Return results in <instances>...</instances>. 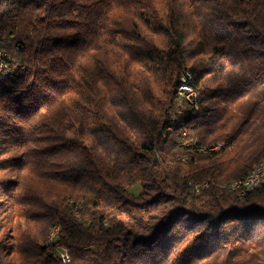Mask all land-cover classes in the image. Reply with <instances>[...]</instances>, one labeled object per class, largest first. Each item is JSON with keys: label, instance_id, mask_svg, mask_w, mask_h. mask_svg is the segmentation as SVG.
Wrapping results in <instances>:
<instances>
[{"label": "trees", "instance_id": "1", "mask_svg": "<svg viewBox=\"0 0 264 264\" xmlns=\"http://www.w3.org/2000/svg\"><path fill=\"white\" fill-rule=\"evenodd\" d=\"M167 6L0 0V264H264V0Z\"/></svg>", "mask_w": 264, "mask_h": 264}, {"label": "rangeland", "instance_id": "2", "mask_svg": "<svg viewBox=\"0 0 264 264\" xmlns=\"http://www.w3.org/2000/svg\"><path fill=\"white\" fill-rule=\"evenodd\" d=\"M154 1L156 2V5L159 8L160 13L161 14H165L166 11L168 10V6H167L168 5V0H154ZM140 27H141L142 33L143 34H148L149 37L152 39V41L156 45H158L160 47L166 46V44H167V38H166V36L164 34H162V33H155L153 31H151L142 22H140ZM139 65H140L139 63H133L131 65V70H132V76L131 77L132 78L135 77L134 76L135 75V71H136V68L139 67ZM155 86H156V91L159 92V93H162V89H163V86H164L163 81H159L158 80L155 83ZM108 98H109V100H110V102L112 104L110 106L113 109V111H115L116 113L120 112V110H121L122 107L120 105V95L118 94V92L116 90L111 89L108 92ZM236 104H240V103H235V105L232 106V109L230 110V112H229V114L227 116V120H228L230 126H232L235 122H237L240 119V117H241V113H240L241 110H240L239 106H237ZM75 133H76V131H75ZM75 133H74V131H72L70 133V136L73 137ZM85 141L87 143H90V140L87 139V138L85 139ZM219 144H220V145H218L219 147L222 146V143H219ZM28 181H29V185L31 186L33 184L32 178L28 179ZM47 187H48V185H45V186L42 185V189H45V190L46 189H51V190H53V188H51V187H48L47 188ZM131 190L133 192H135V193H139L141 191V185H140V183H136L133 186H131ZM7 232H9V231H7ZM54 232H52V233H54ZM57 232L58 231H56L55 234H57ZM49 239L52 240L53 238L52 239L49 238ZM62 251H63V247H57V248L54 249V252H55L56 255H59Z\"/></svg>", "mask_w": 264, "mask_h": 264}, {"label": "built area", "instance_id": "3", "mask_svg": "<svg viewBox=\"0 0 264 264\" xmlns=\"http://www.w3.org/2000/svg\"><path fill=\"white\" fill-rule=\"evenodd\" d=\"M190 79H191V72L189 71H188V76H181L180 86H179V95L184 96L190 102L195 103L199 99V94L194 93L191 90V83L189 81ZM218 145H212L211 147H219ZM203 148L204 147H198L197 149L199 151H203ZM184 159H187V157H184ZM195 185H199V184H194V187ZM263 185H264V170H258V169L254 171V173L252 174V177L248 178L247 181H244L242 184H236V186H240V190H242V192L244 193H247L248 186H259L260 188ZM56 235L57 234H55V236L53 237V240L55 239ZM60 257L62 259L70 260L69 254L64 247H63V251L60 253Z\"/></svg>", "mask_w": 264, "mask_h": 264}, {"label": "bare ground", "instance_id": "4", "mask_svg": "<svg viewBox=\"0 0 264 264\" xmlns=\"http://www.w3.org/2000/svg\"><path fill=\"white\" fill-rule=\"evenodd\" d=\"M181 76H188V71L183 73ZM192 73H191V78H192ZM191 90L194 92V93H197L192 85H191ZM217 147H210V149H215ZM203 150H206V148L204 147ZM186 157V156H185ZM184 159V157H183ZM186 160V159H184ZM264 170V159L259 163L257 164L254 168H252L246 175L242 176V177H238L236 179H234L233 181H231L230 185H229V188L230 190L236 192L239 196H244L246 193L242 192V190H240V186H236V184H242L244 181H247L248 178L252 177V174L254 173V171L256 170ZM194 187V186H193ZM200 185H195V190L198 191L200 189ZM256 188H259V186H248L247 187V192L248 191H252ZM56 231L54 233H52V237L55 235ZM65 262L69 261V259H63Z\"/></svg>", "mask_w": 264, "mask_h": 264}]
</instances>
